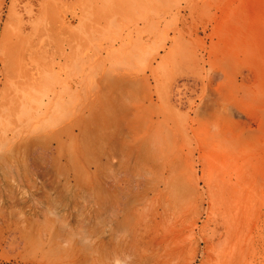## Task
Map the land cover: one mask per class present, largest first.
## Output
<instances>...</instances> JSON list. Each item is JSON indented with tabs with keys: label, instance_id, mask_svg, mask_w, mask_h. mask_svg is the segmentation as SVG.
Here are the masks:
<instances>
[{
	"label": "rangeland",
	"instance_id": "rangeland-1",
	"mask_svg": "<svg viewBox=\"0 0 264 264\" xmlns=\"http://www.w3.org/2000/svg\"><path fill=\"white\" fill-rule=\"evenodd\" d=\"M252 61L264 0H0V264H264Z\"/></svg>",
	"mask_w": 264,
	"mask_h": 264
},
{
	"label": "bare ground",
	"instance_id": "bare-ground-1",
	"mask_svg": "<svg viewBox=\"0 0 264 264\" xmlns=\"http://www.w3.org/2000/svg\"><path fill=\"white\" fill-rule=\"evenodd\" d=\"M241 46L240 44L238 45ZM237 46V47H238ZM261 43L258 45V48H260ZM246 49H249L246 48ZM254 55H258L257 53H254ZM261 60V59H260ZM252 65L254 67V71L257 74V76H261V78L264 77V62L261 61H252ZM264 81V79H261V81ZM84 219V218H83ZM131 250L136 253V255L143 254L146 252V247L148 246L149 249H154L155 247H159V242L155 240V238H148L145 242L141 238H138V236H135V233L131 236ZM166 259H163L160 257V255L156 254V257L152 260L151 264H164Z\"/></svg>",
	"mask_w": 264,
	"mask_h": 264
}]
</instances>
